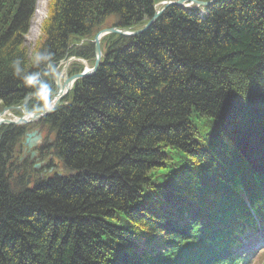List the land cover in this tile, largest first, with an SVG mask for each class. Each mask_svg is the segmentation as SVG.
I'll list each match as a JSON object with an SVG mask.
<instances>
[{"label": "trees", "instance_id": "obj_1", "mask_svg": "<svg viewBox=\"0 0 264 264\" xmlns=\"http://www.w3.org/2000/svg\"><path fill=\"white\" fill-rule=\"evenodd\" d=\"M165 1L178 0H48L30 49L37 0H0V112L40 110L37 89L46 106L62 61L79 59L70 75L93 67L100 31L143 28ZM202 10L172 6L136 37L106 35L97 72L51 115L0 127V264L264 262L242 248L264 226V0ZM204 119L226 150L202 144ZM37 128L41 170L22 160Z\"/></svg>", "mask_w": 264, "mask_h": 264}, {"label": "water", "instance_id": "obj_2", "mask_svg": "<svg viewBox=\"0 0 264 264\" xmlns=\"http://www.w3.org/2000/svg\"><path fill=\"white\" fill-rule=\"evenodd\" d=\"M217 0H210V1H200V0H178V1H167L162 3V7L160 9L155 8L154 16L153 18L143 27L140 29L136 30H122V29H117V28H111V29H105L100 31L93 43L95 45V54H96V59H95V64L92 69H85L82 73L75 74L73 76H69V74L66 71L65 77L62 80L61 79V74L58 75L55 83H56V91L53 92L52 94H47L46 97L51 96L53 101L52 104L49 106H46V108H49L51 110H44L43 108L34 112V113H25L22 117L20 118H9L10 116V111L16 109L14 107H8L5 108L1 113H0V126H22V125H28V124H34L41 119L51 115L57 108L60 106L62 101L69 95L70 91L74 87L75 83L81 79H85L89 76L94 75L99 66H100V60L103 57V53L101 50V39L108 35V34H118L123 37L131 38V37H136L145 31H147L162 15L169 7L172 6H177V7H182V8H188L191 7V5H196L197 7H204V8H209L213 4L216 3ZM68 63L65 64V69L67 70L68 68ZM42 143V135L41 131L36 130L32 133L27 134L26 139H25V146L27 151H31L33 148H36ZM37 155L36 152L32 153L31 158L33 159ZM37 169L41 167V165H36L35 166ZM30 182V181H29ZM28 182V183H29Z\"/></svg>", "mask_w": 264, "mask_h": 264}, {"label": "rangeland", "instance_id": "obj_3", "mask_svg": "<svg viewBox=\"0 0 264 264\" xmlns=\"http://www.w3.org/2000/svg\"><path fill=\"white\" fill-rule=\"evenodd\" d=\"M47 4H48V0H37L36 3V9H35V13L33 15V18L31 20V25H30V29H29V33L26 36V46L29 47L30 49H33L35 47V44L37 42V40L40 37V30H41V24L43 22V20L46 18V13H47ZM40 11L42 13V20L41 22H39L38 17H37V12ZM72 61H70V63H72ZM68 63V62H67ZM85 65V68L87 69H92V66L90 65L89 62L84 61L83 62ZM69 68V65H68ZM67 68V70H68ZM65 69V63H62L59 66V70H58V74H61V79L63 80L66 74ZM68 72V71H67ZM197 126L200 129V133H201V139L202 144L208 148L213 150V152L215 154L219 153L222 150H226L229 146L228 143L226 141L221 142L222 138H221V130H220V126L217 122H215V120H201L199 122H196ZM42 135V134H41ZM45 140V135L43 133V139H42V143ZM37 155L34 157L36 158ZM42 167H40L37 170H41ZM157 181V180H156ZM264 238V236L262 237V239ZM248 241V240H246ZM264 241V240H263ZM248 248H245L244 250H247ZM255 250V257L257 258L258 256L264 257V253L261 254V250H259L260 248H256V247H252L249 250ZM248 250V251H249ZM253 250V251H254ZM260 253V255H259ZM261 257V258H262ZM262 264H264V262H262Z\"/></svg>", "mask_w": 264, "mask_h": 264}, {"label": "clouds", "instance_id": "obj_4", "mask_svg": "<svg viewBox=\"0 0 264 264\" xmlns=\"http://www.w3.org/2000/svg\"><path fill=\"white\" fill-rule=\"evenodd\" d=\"M45 58L50 59L51 54L50 53L47 54V57H46V54L41 52V53H37L36 57H35V59L37 61L45 59ZM14 64H15V74L17 76L21 77V79H22V81L26 87L32 88L33 80H34L33 75L32 74L22 75L23 69L20 67V61L19 60L15 61ZM37 93H38V89L34 91V95L36 96V99L38 101V106L43 108L44 110H51V109L45 107L42 98H40ZM49 103H51V100L49 101Z\"/></svg>", "mask_w": 264, "mask_h": 264}, {"label": "bare ground", "instance_id": "obj_5", "mask_svg": "<svg viewBox=\"0 0 264 264\" xmlns=\"http://www.w3.org/2000/svg\"><path fill=\"white\" fill-rule=\"evenodd\" d=\"M37 17H38L39 22H41V20H42V13L40 11L37 12Z\"/></svg>", "mask_w": 264, "mask_h": 264}, {"label": "flooded vegetation", "instance_id": "obj_6", "mask_svg": "<svg viewBox=\"0 0 264 264\" xmlns=\"http://www.w3.org/2000/svg\"><path fill=\"white\" fill-rule=\"evenodd\" d=\"M27 153H29L30 151H26Z\"/></svg>", "mask_w": 264, "mask_h": 264}]
</instances>
